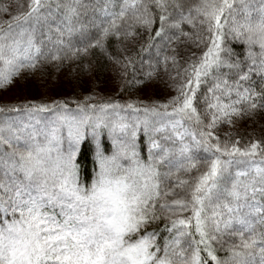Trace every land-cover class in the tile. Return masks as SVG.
I'll return each mask as SVG.
<instances>
[{
	"label": "snow or ice",
	"instance_id": "snow-or-ice-1",
	"mask_svg": "<svg viewBox=\"0 0 264 264\" xmlns=\"http://www.w3.org/2000/svg\"><path fill=\"white\" fill-rule=\"evenodd\" d=\"M262 117L264 0H0V264H264Z\"/></svg>",
	"mask_w": 264,
	"mask_h": 264
},
{
	"label": "trees",
	"instance_id": "trees-1",
	"mask_svg": "<svg viewBox=\"0 0 264 264\" xmlns=\"http://www.w3.org/2000/svg\"><path fill=\"white\" fill-rule=\"evenodd\" d=\"M236 51H242V46L239 44L234 45ZM58 93L60 94H69L66 89L64 90H58ZM263 118V117H262ZM261 118V119H262ZM250 123V122H248ZM246 126V125H243ZM249 131H252L251 128H249ZM92 155H93V150L92 146L90 144H84L82 146V154L78 157V160L81 163V167L85 170V172H90L92 168Z\"/></svg>",
	"mask_w": 264,
	"mask_h": 264
},
{
	"label": "rangeland",
	"instance_id": "rangeland-1",
	"mask_svg": "<svg viewBox=\"0 0 264 264\" xmlns=\"http://www.w3.org/2000/svg\"><path fill=\"white\" fill-rule=\"evenodd\" d=\"M58 90H61V89H57V92H58ZM15 90H10L9 92H7V93H3L2 95H3V97L4 98H13L14 96H15ZM35 94V93H34ZM61 94V93H60ZM158 95L160 94L159 93V90H158V93H157ZM65 95H67V94H65ZM261 122H264V117L261 119ZM242 127H244L243 125H242Z\"/></svg>",
	"mask_w": 264,
	"mask_h": 264
}]
</instances>
